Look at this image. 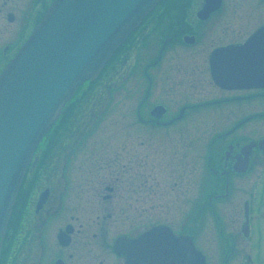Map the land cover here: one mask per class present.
Instances as JSON below:
<instances>
[{"label": "flooded vegetation", "instance_id": "af4514ba", "mask_svg": "<svg viewBox=\"0 0 264 264\" xmlns=\"http://www.w3.org/2000/svg\"><path fill=\"white\" fill-rule=\"evenodd\" d=\"M52 1L0 0V73ZM170 234L264 264V0L157 3L37 146L0 264H166Z\"/></svg>", "mask_w": 264, "mask_h": 264}, {"label": "water", "instance_id": "95a60500", "mask_svg": "<svg viewBox=\"0 0 264 264\" xmlns=\"http://www.w3.org/2000/svg\"><path fill=\"white\" fill-rule=\"evenodd\" d=\"M160 0H54L0 74V238L27 165L75 91L97 77ZM155 231L136 242L151 243ZM166 264H205L189 236L169 235ZM128 264H130V252Z\"/></svg>", "mask_w": 264, "mask_h": 264}]
</instances>
